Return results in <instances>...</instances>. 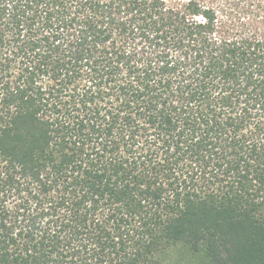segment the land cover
Returning <instances> with one entry per match:
<instances>
[{
	"label": "trees",
	"instance_id": "trees-1",
	"mask_svg": "<svg viewBox=\"0 0 264 264\" xmlns=\"http://www.w3.org/2000/svg\"><path fill=\"white\" fill-rule=\"evenodd\" d=\"M264 264V0H0V264Z\"/></svg>",
	"mask_w": 264,
	"mask_h": 264
},
{
	"label": "rangeland",
	"instance_id": "rangeland-1",
	"mask_svg": "<svg viewBox=\"0 0 264 264\" xmlns=\"http://www.w3.org/2000/svg\"><path fill=\"white\" fill-rule=\"evenodd\" d=\"M170 264H207L202 258L187 252L182 247H176L171 254Z\"/></svg>",
	"mask_w": 264,
	"mask_h": 264
}]
</instances>
